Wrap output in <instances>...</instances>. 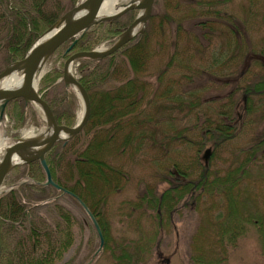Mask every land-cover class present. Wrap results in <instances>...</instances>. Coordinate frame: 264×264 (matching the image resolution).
<instances>
[{"label": "rangeland", "instance_id": "374dc122", "mask_svg": "<svg viewBox=\"0 0 264 264\" xmlns=\"http://www.w3.org/2000/svg\"><path fill=\"white\" fill-rule=\"evenodd\" d=\"M125 1L127 0H116L114 8L119 7ZM188 1L190 0H169L168 4L167 0H154L151 9V13L154 15L153 21L149 25L148 17L143 30L148 29V47L151 52L145 70L140 72L142 79L147 81L151 93L154 91L156 93L161 92L166 83L169 82L170 93L177 94L180 99L171 100L160 96L156 103H168L170 106L167 109L160 110V114H154L150 111L152 107H146L152 113H149L151 115H147V117L137 115L140 119L142 118L143 122V124L141 121L138 122L137 125L139 124V126L137 127L149 129L151 125L152 128L153 124L156 125L154 135L157 141L154 147L144 141L138 152L130 157L129 151L130 148H133L131 145H127L126 150L119 153L117 149H115L116 152L112 151L115 144L114 141L111 143L109 161L112 165L120 167L126 177L120 189L109 193L106 201L100 202L96 206L97 216L95 219L96 221L99 219L105 229L102 231L99 226L100 223L98 224L103 239L100 249H98L99 238L89 216L82 212L69 196L59 195L55 197L57 202L69 210L71 214L72 236L71 244L52 264H114L111 249H119V246L122 245H133L132 242L137 240L139 236L143 237V241H140L144 243L145 251L142 253L143 258L136 264H205L197 261L194 257L195 251L198 250L197 246L205 250L211 247L219 254H221L220 251H224L225 257L220 258L217 264H261L260 245L262 244L257 239L256 231L251 224L245 227L246 232H236L234 238L230 241L225 239V243H219L215 236L217 228H210V225L217 220L216 216H220L219 222H221L227 213V201L223 192L217 191L213 194H207L202 187L200 190H193L196 194L192 198H189L191 195L188 194L189 189H186L179 200L173 201L174 194L173 197L168 196L167 202L170 204L171 200L173 201L170 204L173 209L166 213L159 212L162 217L161 220L151 218L154 214L151 209H146L144 211L146 213L138 209H133L134 211L130 209V205L137 202L138 195L145 186H154V190L159 196L164 189L176 184L185 185L188 180L195 178L196 172L199 171L203 152L210 147L209 145L203 146L205 140L207 141L209 138L207 133L203 137L202 131H199L203 114L206 118H211L210 120L215 119L216 115L212 113L214 110L222 107L220 110L222 113L232 112L236 101L238 109L235 111L239 115L237 119H234L235 116L232 112L233 120H230L232 127L228 129L233 135L223 141L216 150L211 148L207 158L208 171L211 174L208 176L213 179L214 175L219 178L230 174V179H232L240 172V169L236 167L239 164L242 165L244 170L241 172L238 182L232 188L227 189L231 191L232 196L237 193L238 200L243 197V194L249 198L247 204L240 203V210L244 212L243 214L246 213L247 215L246 211H252V207L264 213V177L255 175H260V173L255 170L257 167L252 169V157L248 154V149H252V142L257 136V132L264 127V118H259L260 108L258 107L257 109L255 107L248 114L238 112L241 110L239 106L243 104L240 89L250 84L257 74L264 75L260 59L252 56L253 53L258 54L257 50H264V0H252L251 5L248 4V0H232L226 4H221V1L214 4L215 9L213 10L220 13L221 17L225 15L236 16L239 22V19L244 18L248 5L250 6L248 9L250 15L247 21L249 29L247 33L245 32L246 37L243 39V43L245 50L250 45L256 51L251 53L252 50L248 48L247 53L244 54L246 57L245 64L248 65L247 71L240 73L235 84L232 82L234 81L233 76L240 72L239 63L242 62L235 61V65L231 61L220 68L219 65L216 67L210 65L212 58L218 55V52L215 51L219 48L220 37L210 34L204 35V38L200 39L202 44L200 48V43L186 42V39L189 40V38L185 35V31H191L192 26L189 20L182 18V13L188 7ZM61 2L66 3L67 0H61ZM139 12L140 10L137 9L125 12L119 17V23L126 24L129 19L130 21L133 20ZM201 13L199 15L201 17L208 16L205 12ZM177 17L182 18L183 27L181 23L182 28H179L175 33ZM214 20L222 24V19ZM214 27L216 26L214 25ZM138 28H141V25ZM95 29L97 31L103 30L100 25H97ZM176 36L175 46L173 38ZM115 38L101 39L93 48H106L113 43ZM65 47L64 45L57 48L46 60L42 67V74L48 71H57L61 72L62 76L63 62L66 59L63 56ZM124 59V55L118 53L112 61L124 68L127 67ZM105 62H110V60H105ZM78 63L76 61L72 64V72L76 76L79 75L76 69ZM216 73L218 75H215ZM133 74L129 70L124 74L116 71L112 73L111 81L103 85V88H113L121 81L119 79ZM57 81H61V77H58ZM36 89L37 91L39 89V80L36 83ZM69 91L74 97L72 107V114L74 115L72 125H74L82 114L83 107L75 90L70 88ZM191 91L200 93L190 96ZM60 92L59 88L50 89L49 95L59 97ZM229 92H232L231 97L227 98ZM65 93L67 94V92ZM146 98L143 97L142 106L145 105ZM176 103L177 106L174 107ZM262 105L264 106V100L261 102ZM14 108V105L10 104L9 111L16 112L17 108ZM224 118L227 120L226 116ZM0 122V137L4 138L7 145L18 138L40 134L46 128L42 111L34 103H30L26 108L21 123H18L5 112ZM235 125L237 126L236 129H234ZM120 126L123 127L124 124L121 125L120 123ZM162 131L165 132L164 135H162ZM118 139L115 138V140ZM261 163L264 164V161ZM16 167L12 168L4 178L0 187V196L12 188H17L21 182L30 181L27 178V172L25 175L19 176L21 169L19 167L15 169ZM252 170H255L253 176ZM164 175L173 185L163 178ZM214 182L220 185L222 183L218 180L215 181V178ZM172 192H175V189L172 188ZM40 210L45 223L53 227V221L57 217L53 206L48 205ZM12 232H15V235L12 241L10 240L11 243L20 236L16 230H12ZM25 233L26 231H21V235ZM103 233H105L106 239ZM146 235L152 236L148 243H146Z\"/></svg>", "mask_w": 264, "mask_h": 264}, {"label": "trees", "instance_id": "16d2710c", "mask_svg": "<svg viewBox=\"0 0 264 264\" xmlns=\"http://www.w3.org/2000/svg\"><path fill=\"white\" fill-rule=\"evenodd\" d=\"M221 1V4H226L232 0L188 1V7L184 9L182 18L189 20L192 28L191 31H185V35L188 36L189 40L186 39L185 35L184 38L186 42H191V44L200 43V48L202 46L200 39L204 38V35L210 34L220 37L219 48L215 51L218 52V55L212 58L210 65L214 67L219 65L220 68L231 61L235 65L238 61L242 62L239 63L240 72L233 76L234 81L232 82L235 84V80H237L240 73L247 71L248 65L245 64L246 57L244 54L247 53L248 48L252 50L251 53L256 51L250 45L245 50V44L243 43V39L246 37L245 34L249 29L247 21L250 12H248V9L250 8L249 5L252 4V0H248L249 5L244 13V18L239 19L240 22L236 16L225 15L221 17L220 13L213 10L215 9L214 4ZM76 2L77 0H67L66 3H62L61 0H0V60L2 63L0 70L10 62L23 58L35 38L65 11L73 7ZM167 2L169 4V0ZM204 12L208 16H199L200 13L203 14ZM153 18L154 15L150 13L149 25ZM182 18L177 17L175 20L177 21L175 33L183 27ZM214 19H222V24L215 22ZM129 21L130 19L126 24H120L118 17L112 21L98 22L77 38L68 51L65 50L71 40L61 45L66 46L63 56L66 58L72 52L90 50L101 39L117 38L132 20ZM97 25H100L103 30L97 31L95 29ZM148 39L147 29L131 38L108 56L101 59L84 57L77 60L79 62L76 67L79 73L78 81L88 93L90 115L78 134L67 140L55 142L45 154L52 180L61 187L60 189L42 184L45 180V174L38 160L31 161L28 165L18 166L21 169L19 176L25 175L27 172V178L30 181L21 182L17 188H12L0 196V264H52L71 244L72 236L71 214L69 210L57 202L55 197L59 195L69 196L81 211L88 216L78 201L81 200L93 216H97L96 206L100 202L104 203L109 193L120 189L126 177L120 167L112 165L109 161L111 143L114 141L115 144L112 151L116 152L115 149H117L119 153H123L126 150L125 147L131 145L133 148H130V157L138 152L144 141L154 147L157 141L154 135L156 125L153 124V128L151 125L149 129L141 126L140 128L137 127L139 126L137 123L142 122V118L140 119L139 116L144 115L147 117V115L152 114L150 111L154 114H160V110L167 109L170 106L168 103H156L160 96L171 100L180 98L177 94L170 93L169 82L166 83L161 92L156 93L154 91L151 93L147 81L142 79L140 72L145 70L151 52L148 47ZM174 40H177V36L173 38V43L176 46ZM199 48L198 52L200 51ZM185 49L187 48L185 47ZM256 52L258 54L253 53L252 56L260 59L259 61L264 70V50L259 49ZM118 53L124 55L127 67L122 68L121 65L112 61ZM171 57L173 58V56ZM105 60H110V62L106 63ZM128 70L134 74L119 79L121 81L117 85L115 84L116 86L113 88H103V85L111 81L112 73L117 71L124 74ZM215 75H218V73ZM58 77H61V72L48 71L43 74L39 80L38 92L50 106L56 122L71 126L74 117L72 114L74 97L69 91L70 87H65L62 80L57 81ZM58 88L61 90L59 97L49 95L50 89ZM240 91L243 104L239 106L241 110H238V112L248 114L255 107L256 109L258 107L260 108L259 118L263 119L264 106H261V102L264 100V75L257 74L251 83L240 89ZM231 93L227 94V98L231 97ZM198 94L197 92H190V96ZM143 97L147 98L145 105L142 106ZM235 102L233 110L231 106L230 108L234 113V119H237L239 114L235 109H238V105ZM178 103L180 104V102ZM10 104L17 108L16 112L9 111ZM29 104L24 102L22 98H14L7 103L5 113L21 123ZM175 106H177V103L174 104ZM146 107H152V109L149 111ZM227 107L229 108V105ZM221 109L222 107H218L217 110L212 112L216 115L215 119L210 120L211 118H206L203 114L200 122L199 131H202V136L204 137L206 133L209 136L203 146L209 145L210 151L212 149L216 150L223 141L233 135L228 131L232 127L233 113L231 111L222 113ZM224 116L227 117V120ZM138 117L139 119L136 120ZM124 118L125 121L123 122ZM120 123L121 125L123 123L124 126L121 127ZM236 128L235 125L234 129ZM164 134L165 132L162 131V135ZM115 138L119 139L115 140ZM248 154L252 157V169L257 167L255 170L260 173V175H255L264 177V164L261 163L264 161V127L257 132V136L252 142V149H248ZM18 167L15 169H18ZM236 168L240 169V172L232 179H230V174L219 178L214 175L213 179H210L208 160L205 162L201 157L199 171L196 172L195 178L188 180L185 185L183 184L184 186L176 184L173 187L166 188L159 196L156 194L154 186H145L138 195L137 202L130 205V209L131 211L138 209L143 213H146L144 212L146 209H151L154 213L151 218L161 220L162 217L159 212H170L173 209L170 204L175 200H179L186 189H189L188 194H191L189 198L195 196L196 192H193V190H200L202 187H204L207 194H213L217 191L223 192L227 201V213L221 222H219L220 216H216L217 220L210 225V228H217L215 236L218 238L219 243H225V239L230 241L234 238L236 232H246L245 227L251 224L256 231L257 239L262 244L260 245L261 264H264V213L253 207L252 211H246L247 215L241 212L240 203L247 204L249 198L246 194H243V197L238 200L237 193L232 196L231 191H228L238 182L241 172L244 170L240 164ZM254 171L252 170V176ZM166 177V175L163 176L165 180H167ZM214 178L215 181H221V185L215 183ZM167 181L173 185L169 180ZM208 182L209 184H207ZM172 188L175 189V192H172ZM168 196L174 198L170 204L167 202ZM48 205L53 206L57 216L53 221V227L45 223V219L40 213V209ZM97 220V223H100V228L104 231L105 229L100 220ZM12 230H16V233L20 234L13 243L11 241L15 232H12ZM21 231H26V233L21 235ZM147 235L146 243L152 239V236ZM140 240L143 241V237L139 236L137 240L131 241L133 245H122L119 246V249L112 248L111 254L114 264H136L140 261L143 258L142 253L145 251L144 243ZM197 249L195 259L205 264H217L220 258L225 257L224 251H220L221 254H219L211 247L205 250L197 246Z\"/></svg>", "mask_w": 264, "mask_h": 264}, {"label": "water", "instance_id": "95a60500", "mask_svg": "<svg viewBox=\"0 0 264 264\" xmlns=\"http://www.w3.org/2000/svg\"><path fill=\"white\" fill-rule=\"evenodd\" d=\"M104 0H80L73 7L65 11L56 19L44 32H42L30 45L23 58L7 64L0 71V79L12 73L20 71L23 74V84L16 88H0V121L2 120L6 104L14 98H22L26 103L36 104L45 119L46 129L40 134L32 137L18 138L9 144L0 160V187L7 173L16 165L30 164L31 161L38 160L45 173L43 185H51L56 189L61 187L52 180L50 170L46 163L45 154L52 145L60 140H67L78 134L85 125L90 115V101L88 93L78 79L71 72L72 63L80 58L101 59L112 54L124 43L129 41L136 34L143 32L147 18L151 13L154 0H127L123 2L119 9L110 16H98V12ZM131 9L140 10L136 17L117 36L116 40L106 48H93L91 50H81L71 53L63 62L62 81L65 87L74 88L77 96L82 102V114L72 126L59 124L56 122L52 110L48 103L37 92L36 83L41 76V70L46 60L63 43L72 39L67 51L84 32L93 25L101 21H111ZM83 11L82 14L74 16L75 11ZM141 25V28L133 30ZM63 133L64 135H60ZM210 149L206 148L202 158L206 162ZM19 156L21 161L13 163L12 156ZM66 191V190H65ZM90 217L99 238L98 249L103 244L99 226L88 210L86 205L78 200ZM97 249V251H98Z\"/></svg>", "mask_w": 264, "mask_h": 264}, {"label": "bare ground", "instance_id": "6f19581e", "mask_svg": "<svg viewBox=\"0 0 264 264\" xmlns=\"http://www.w3.org/2000/svg\"><path fill=\"white\" fill-rule=\"evenodd\" d=\"M115 2H116V0H104L101 7H100L99 12H98V16H110V15L114 14L119 9V7L114 8ZM82 12H83L82 10L81 11H75L74 16H78V15L82 14ZM137 28L138 27H135L133 30L135 31V30H137ZM22 84H23V74L20 71H13L12 73H10V74H8V75H6L0 79V88H16L18 86H21ZM72 89H74V88H72ZM80 116L78 117V119L80 118ZM44 130L50 131V129H46V128ZM60 135L63 136L64 134L61 133ZM7 146L8 145L4 142V138L0 137V160L4 154L5 148ZM20 161H21V159L19 156H16V155L12 156V162L13 163L20 162ZM16 166H19V165H16Z\"/></svg>", "mask_w": 264, "mask_h": 264}]
</instances>
